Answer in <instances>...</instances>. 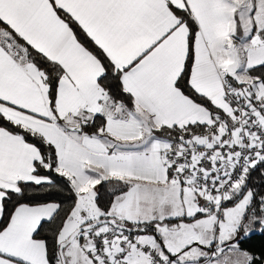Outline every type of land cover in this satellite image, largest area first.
Returning <instances> with one entry per match:
<instances>
[{
	"label": "snow or ice",
	"instance_id": "1",
	"mask_svg": "<svg viewBox=\"0 0 264 264\" xmlns=\"http://www.w3.org/2000/svg\"><path fill=\"white\" fill-rule=\"evenodd\" d=\"M0 264H264V0H0Z\"/></svg>",
	"mask_w": 264,
	"mask_h": 264
},
{
	"label": "trees",
	"instance_id": "2",
	"mask_svg": "<svg viewBox=\"0 0 264 264\" xmlns=\"http://www.w3.org/2000/svg\"><path fill=\"white\" fill-rule=\"evenodd\" d=\"M255 243V242H254Z\"/></svg>",
	"mask_w": 264,
	"mask_h": 264
}]
</instances>
